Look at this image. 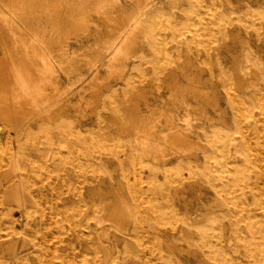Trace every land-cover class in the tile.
Wrapping results in <instances>:
<instances>
[{"label": "rangeland", "instance_id": "374dc122", "mask_svg": "<svg viewBox=\"0 0 264 264\" xmlns=\"http://www.w3.org/2000/svg\"><path fill=\"white\" fill-rule=\"evenodd\" d=\"M105 2L102 5L113 14H118L122 7L123 16H117L129 25V29L132 25L135 27L130 29L129 36L123 34L116 39V45H121L119 52L116 46H111L118 27L110 21L101 22L99 29H93L92 24L90 32H72L66 55L61 57L55 52L52 76L58 79L57 90L39 108V112L48 110L51 116L36 117V125L27 126V130H32L27 132L31 138H27L21 147L13 145L5 151L8 160L3 171L9 172L11 178L26 172V178L12 180L26 205L15 206L0 197V209L4 207L2 219L10 227L0 238V261L10 259L9 246L13 241L16 253L25 261L33 240L50 244L48 251L37 257L42 263L45 258L57 261V254H67L71 244L76 245V256L92 253L99 249L95 240L100 239L111 251L110 258L107 263L99 260L91 264H186L187 261L195 264L196 258L187 256L195 246L189 244L184 228L178 223L185 221L187 215L196 217L207 207L211 213L225 211L228 196L222 193L206 198L207 194L199 193V190H208L211 180L190 168L193 164L189 155L155 156L154 149H146L147 155H143L139 142H151L153 135L147 134L146 129L156 134L167 129L165 121L169 114L181 128H191L186 107L189 102L198 100L201 87L216 96L221 112L217 114L213 110L209 103L211 96L206 98V106L221 119H216L209 127H205L200 119L195 123L196 127L211 132L214 125H220L235 137L246 136L249 146L239 142L226 147L239 152L236 160L246 168V174L259 172L263 167L259 149L264 141L261 133L264 130V88L253 91L252 84L257 81L253 75L246 89L249 97L243 106L236 108L230 104L223 88L224 78L218 80L217 76H227V89L242 95L230 72L232 54L241 50L244 39L255 45L264 57V0ZM143 5L147 6L144 8ZM90 13L94 18L102 15L94 9ZM187 25H191L190 31ZM151 31H156L157 35L152 36ZM123 36L125 39L121 41ZM204 41L209 42L206 45ZM114 48L117 56L114 51L111 54ZM248 57L257 72L264 76V60L259 65L254 54ZM165 111L170 113L166 115ZM189 115L192 119L198 118L194 110ZM138 126L142 128L138 129ZM7 131L13 136L11 128ZM137 136H140L139 140ZM212 147L208 143L203 148ZM203 148L198 145L192 149L201 151ZM3 152L0 149V155ZM213 160L212 157L210 161ZM158 170L162 171L159 177L156 175ZM224 179L225 176L220 175L216 182L221 183ZM87 185L107 191L114 188L123 195L130 207L127 212L132 215L127 230L117 228L107 220L96 225L95 220L105 214L103 204L110 208L115 206V195L108 192L102 197H86ZM54 198L59 204L68 205L76 199L79 203L59 213ZM202 199L205 203H201ZM86 202L94 206L97 213L89 227L81 226L79 220L80 210ZM127 212L125 215L129 216ZM262 214L259 211L257 216ZM72 219L74 224L70 222ZM58 220L60 224L56 223ZM255 225L259 226L240 221L238 231L243 238H251L254 248L260 251L264 246V230L254 231L259 229ZM192 235L196 239L199 237L197 233ZM161 236L174 240L180 248L169 251L161 245ZM85 243L91 246L86 248ZM209 259L216 263L213 256ZM237 264L246 263L239 261Z\"/></svg>", "mask_w": 264, "mask_h": 264}, {"label": "bare ground", "instance_id": "6f19581e", "mask_svg": "<svg viewBox=\"0 0 264 264\" xmlns=\"http://www.w3.org/2000/svg\"><path fill=\"white\" fill-rule=\"evenodd\" d=\"M105 1L108 0H0V149L4 151L3 154L0 155V197L2 201L14 203L15 206L26 205V200L20 196V193H18L19 191L12 184V180L17 181L26 178V172L18 173L16 177L11 178L9 172L3 171V167L8 160L5 151L10 150L13 145L21 147L26 142L27 138H31L27 136V132H32V130H27V126L29 124L35 126L36 117L40 115L51 116L48 110L39 112V108L46 100L53 97L57 90L58 79L52 76L55 72L53 62L55 52H59L61 57L66 55V51L69 49V35L76 30H81L85 33L90 32L92 24L94 25L93 29H99L102 24L101 22L110 21L111 23H114L118 29L111 46L112 48L116 46L117 49H119L121 45L119 47L116 45V39L123 34L128 35L129 32H131L130 29H134L135 26L132 27L133 25L130 26L131 28L129 29V25L127 23H122L120 16H117H123L122 7H120L118 14H113L106 6L102 5L103 3H107ZM117 1L120 2V0H116V2ZM91 3L93 4V7H89ZM147 5H143V7ZM91 9L98 11L102 15H99L98 18H94V15L90 13ZM138 20L139 19H137L136 24H138ZM187 28L189 31L192 29L191 25H187ZM149 33H152V36L157 35L156 31H151ZM121 38L122 39L120 40L124 41L123 38L125 39V36ZM208 42L209 41H204V44L207 45ZM119 44L122 43L120 42ZM113 51L116 52L115 48L111 51V54ZM119 51L120 49L117 52ZM249 54L255 55L256 61L259 65L263 64L264 57L261 55L257 47L249 40L244 39L241 40V50L232 54L230 63V72L233 81L239 91L242 92V95L227 89L229 87L227 76L221 74L217 76L218 80L224 78L223 88L226 90L230 104L236 108L243 106L246 98L249 97V93L246 89L250 86L249 82L252 80L253 75L257 77L256 82L252 81L253 91L256 92L259 87L264 88V76H261L257 72L254 64L249 60ZM47 84L50 85L48 87L54 89H49ZM198 95V100L189 102L186 107L187 119L190 121V123H188L189 121H187V123L191 124V128H181L179 124L175 122L174 117L171 116L172 114H169L170 111H165L164 114H169L165 121L166 124H168V128L162 130L159 134L146 129L145 131L147 134L153 136H150L151 142L148 140L145 143L139 142L142 147L141 151L143 155H147V152L145 151L146 149H149V151L154 149L157 152V154L155 153V156L161 155L169 158H176L180 153L185 155L184 157L189 155L192 158L193 164L190 168L200 175H206L209 180H211L208 185V190H199V193L201 194L204 192L207 194L205 196L206 198H208V196H218L222 193L228 196V207L225 211L221 213H211L210 209L207 207L203 213H200L196 217L187 215L185 221H179L178 223V225L184 228L185 236L188 239L189 244L195 246L193 252L187 255H193L196 258L195 264H225V262L227 264H237L239 261L245 262L246 264H264V246L259 251V248H254L252 245L253 241L251 238H243L238 231L240 221H248L251 224L256 223L257 225L259 224V226L255 225V228H259L254 229L256 232L264 230V141L259 149V156L262 160L263 167L259 172L256 171V173L254 172L253 174H246V168L236 160L239 152L236 149L226 146H228V144L237 145L239 142H244L249 146V140L244 135L235 137L230 130L223 128L220 125H214L211 132H206L203 128H197L196 124L200 119H203L205 127H209L211 123L216 121V119H221V117H217V115L213 114L212 110L208 109L209 107L207 108L206 106V98L211 96L209 98V103L212 105L213 110L219 114L221 109L216 96L213 97L202 87L198 89ZM193 110L198 113V118L196 119H192L189 115ZM8 128H11L13 131V136H10L8 133ZM140 128H142V126H138V129ZM261 133L264 136V130ZM137 139L139 140L140 136H137ZM134 142L136 143V141ZM208 143L213 146L212 149L203 148ZM81 144L79 143V145ZM198 145H201L203 148L201 151L192 149ZM180 148L186 149L179 151ZM212 157L214 160L210 161ZM251 159L254 160L255 158ZM15 161L16 159L14 162ZM167 169L168 168H166V170ZM161 172V170L157 171V177H159ZM241 172L242 174H239ZM220 175H224L225 179L221 183H217L216 178ZM100 181L101 180L99 179L98 183ZM172 182L170 183L172 184ZM6 183L10 184L6 185ZM113 189L107 191L99 186L95 187L87 185L85 187L86 197L92 195L102 197L108 192H112L115 195L116 203L113 208H110L104 203L103 208L105 214L96 220L97 213L96 210L93 209L94 206L89 202L84 203L79 215L81 226L89 227L94 220L96 225L107 220L112 222L117 228L124 230L129 228V218L132 217V215L130 216L127 211H130V207L126 204L123 195H120L118 191ZM77 203H79V199H76L75 202L68 205L59 204L58 200L55 199V207L59 213L65 208L76 206ZM201 203H205V200L202 199ZM3 208L4 207L0 209V238L4 233L8 232V229H10L2 219ZM259 211L263 212V214L258 217L257 213ZM126 212L129 216L125 215ZM70 222L71 224H74L73 219ZM56 223L60 224V221L58 220ZM59 227L61 228V226ZM193 233L199 234V237L197 239L194 238L192 235ZM101 234L103 235V233ZM74 236H76V234H74ZM60 240L63 244L62 239ZM95 241L99 249L92 253H81L79 256H76L74 253L78 251L76 245L71 244V250L67 254L66 252H60L57 254V261L45 258L42 263L38 261L37 257L39 254L42 255L47 252L50 244L44 241L42 243L40 242V239L33 240L32 244L28 247L29 256L25 261L22 259L21 254L16 253L15 241H13L9 246V249L11 250L9 252L10 259L0 261V264H91L99 260H101L102 263H107L111 251L107 250L104 242L100 239ZM117 242H119V240ZM129 242L131 243L130 240ZM161 245L169 248V251L170 249L173 250L175 248H180L177 247L174 240L167 239L165 236H161ZM0 246H2L1 241ZM83 246L89 248L91 245L85 243ZM241 247L243 248V253L240 254ZM212 256L216 260V263L210 261L209 258ZM187 263L191 264L190 261H187Z\"/></svg>", "mask_w": 264, "mask_h": 264}]
</instances>
